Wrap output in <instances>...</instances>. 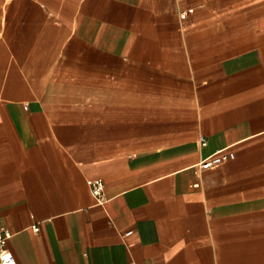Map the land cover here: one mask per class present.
I'll return each mask as SVG.
<instances>
[{"label": "crops", "instance_id": "crops-1", "mask_svg": "<svg viewBox=\"0 0 264 264\" xmlns=\"http://www.w3.org/2000/svg\"><path fill=\"white\" fill-rule=\"evenodd\" d=\"M0 223L17 264H264V0H0Z\"/></svg>", "mask_w": 264, "mask_h": 264}, {"label": "built area", "instance_id": "built-area-1", "mask_svg": "<svg viewBox=\"0 0 264 264\" xmlns=\"http://www.w3.org/2000/svg\"><path fill=\"white\" fill-rule=\"evenodd\" d=\"M182 18L186 17L185 13H182ZM202 146L206 145V140L202 139ZM236 158L235 153L228 151H219L215 155L205 159L201 163L203 169H212L223 165L224 163L234 160ZM91 192L93 196L98 200L100 204L105 203L103 193H104V183L101 180L90 181L89 182ZM35 232H38V228H34ZM129 232L128 234H131ZM14 233L4 225L0 223V264H17L15 258L8 248V241L13 237ZM134 264V263H129Z\"/></svg>", "mask_w": 264, "mask_h": 264}]
</instances>
